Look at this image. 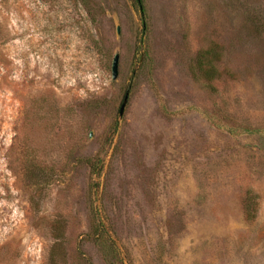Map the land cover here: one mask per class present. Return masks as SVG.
I'll return each mask as SVG.
<instances>
[{
    "label": "rangeland",
    "instance_id": "374dc122",
    "mask_svg": "<svg viewBox=\"0 0 264 264\" xmlns=\"http://www.w3.org/2000/svg\"><path fill=\"white\" fill-rule=\"evenodd\" d=\"M142 7L0 0V264H264V0Z\"/></svg>",
    "mask_w": 264,
    "mask_h": 264
},
{
    "label": "trees",
    "instance_id": "16d2710c",
    "mask_svg": "<svg viewBox=\"0 0 264 264\" xmlns=\"http://www.w3.org/2000/svg\"><path fill=\"white\" fill-rule=\"evenodd\" d=\"M134 5H137L141 15L144 14V9L142 7V0H132ZM5 35L3 34L2 27L0 26V45L4 42L2 41V38ZM219 52L217 49L214 47L212 48H207L204 49L196 54L195 58V66H196V74L198 77H203L206 79H215L219 76V71L216 68V62L219 60ZM1 57H0V63H1ZM85 164L88 165L87 167L90 169V171L95 173V169L97 167L98 161L97 159L95 160H85ZM101 224L100 223H95L94 225V232L95 234L100 235V241L106 243L107 241H104L103 233L101 232ZM109 253L113 261L117 264H122L121 259L114 247L109 246Z\"/></svg>",
    "mask_w": 264,
    "mask_h": 264
},
{
    "label": "water",
    "instance_id": "95a60500",
    "mask_svg": "<svg viewBox=\"0 0 264 264\" xmlns=\"http://www.w3.org/2000/svg\"><path fill=\"white\" fill-rule=\"evenodd\" d=\"M118 32V31H117ZM118 63H119V56L115 55L112 60V66H111V78L112 80H116L118 77ZM127 95H125L123 102L119 108V115L121 116L123 114L126 102H127Z\"/></svg>",
    "mask_w": 264,
    "mask_h": 264
}]
</instances>
